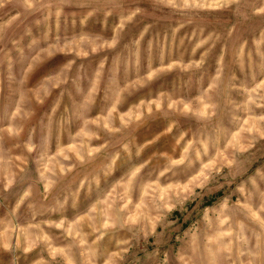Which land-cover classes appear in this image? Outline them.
Segmentation results:
<instances>
[{
  "label": "rangeland",
  "instance_id": "1",
  "mask_svg": "<svg viewBox=\"0 0 264 264\" xmlns=\"http://www.w3.org/2000/svg\"><path fill=\"white\" fill-rule=\"evenodd\" d=\"M0 264H264V0H0Z\"/></svg>",
  "mask_w": 264,
  "mask_h": 264
}]
</instances>
